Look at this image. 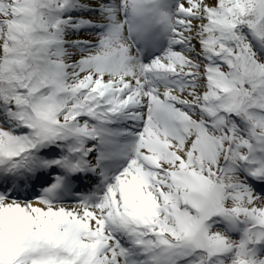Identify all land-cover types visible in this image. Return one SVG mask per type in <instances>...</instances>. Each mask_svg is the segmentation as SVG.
Wrapping results in <instances>:
<instances>
[{
  "label": "snow or ice",
  "instance_id": "obj_1",
  "mask_svg": "<svg viewBox=\"0 0 264 264\" xmlns=\"http://www.w3.org/2000/svg\"><path fill=\"white\" fill-rule=\"evenodd\" d=\"M0 264H264V0H0Z\"/></svg>",
  "mask_w": 264,
  "mask_h": 264
}]
</instances>
